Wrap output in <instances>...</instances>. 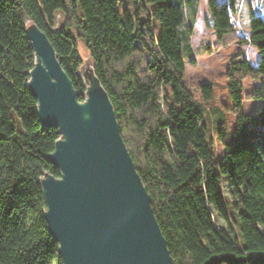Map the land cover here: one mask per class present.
Segmentation results:
<instances>
[{"label": "trees", "instance_id": "trees-1", "mask_svg": "<svg viewBox=\"0 0 264 264\" xmlns=\"http://www.w3.org/2000/svg\"><path fill=\"white\" fill-rule=\"evenodd\" d=\"M209 4L222 37L231 15ZM26 18L47 33L80 100L88 85L80 75L84 43L174 264H264V84L254 91L260 108L248 113L241 80L264 76V18L252 16L246 39L258 64L244 58L229 72L230 130L223 112L208 115L185 83L184 12L173 0H0V264H64L39 182L46 171L60 176L48 158L60 134L42 125L28 87L35 55ZM201 90L205 101L213 98L210 83Z\"/></svg>", "mask_w": 264, "mask_h": 264}, {"label": "water", "instance_id": "water-1", "mask_svg": "<svg viewBox=\"0 0 264 264\" xmlns=\"http://www.w3.org/2000/svg\"><path fill=\"white\" fill-rule=\"evenodd\" d=\"M26 34L35 55L28 87L42 125L60 134L48 155L60 176L46 171L39 182L63 263L174 264L94 61L80 68V100L47 33L30 19Z\"/></svg>", "mask_w": 264, "mask_h": 264}, {"label": "rangeland", "instance_id": "rangeland-1", "mask_svg": "<svg viewBox=\"0 0 264 264\" xmlns=\"http://www.w3.org/2000/svg\"><path fill=\"white\" fill-rule=\"evenodd\" d=\"M216 4L225 5L231 15V29L219 37L215 27V17L210 12L209 0H173L182 7L184 23L180 28V37L184 45L186 61L185 83L199 100L200 105L210 115L213 109H220L227 119L230 130L235 127V115L230 110L232 101L229 94V72L235 71L236 63L246 58L253 66L259 62L260 54L254 44L250 42V20L253 15L264 18L263 0H215ZM193 27V32L187 29ZM80 55L83 63L91 59L84 43L79 42ZM193 59L192 61H188ZM236 74L239 76L240 71ZM244 96V107L248 113H254L262 104L254 97L257 86L264 84V76L245 74L241 77ZM210 83L213 98L205 101L201 86ZM217 128L211 125L210 132L215 135ZM218 146L220 156L222 148ZM222 192L231 201L230 186L227 179L222 181ZM218 220L220 227L227 223Z\"/></svg>", "mask_w": 264, "mask_h": 264}, {"label": "bare ground", "instance_id": "bare-ground-1", "mask_svg": "<svg viewBox=\"0 0 264 264\" xmlns=\"http://www.w3.org/2000/svg\"><path fill=\"white\" fill-rule=\"evenodd\" d=\"M26 20H27V21H29L30 19H29V18H27Z\"/></svg>", "mask_w": 264, "mask_h": 264}]
</instances>
